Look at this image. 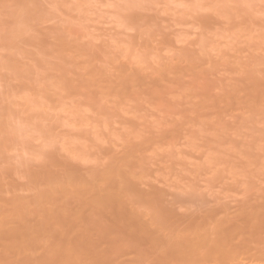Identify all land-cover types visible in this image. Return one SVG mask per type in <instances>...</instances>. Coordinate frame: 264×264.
Returning <instances> with one entry per match:
<instances>
[{
    "label": "rangeland",
    "instance_id": "obj_1",
    "mask_svg": "<svg viewBox=\"0 0 264 264\" xmlns=\"http://www.w3.org/2000/svg\"><path fill=\"white\" fill-rule=\"evenodd\" d=\"M0 264H264V0H0Z\"/></svg>",
    "mask_w": 264,
    "mask_h": 264
}]
</instances>
